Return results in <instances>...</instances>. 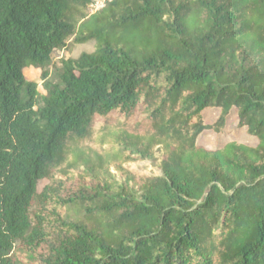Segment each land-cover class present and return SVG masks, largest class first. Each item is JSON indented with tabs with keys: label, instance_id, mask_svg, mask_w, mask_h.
I'll list each match as a JSON object with an SVG mask.
<instances>
[{
	"label": "trees",
	"instance_id": "1",
	"mask_svg": "<svg viewBox=\"0 0 264 264\" xmlns=\"http://www.w3.org/2000/svg\"><path fill=\"white\" fill-rule=\"evenodd\" d=\"M90 3L0 0V264H264V0Z\"/></svg>",
	"mask_w": 264,
	"mask_h": 264
},
{
	"label": "rangeland",
	"instance_id": "2",
	"mask_svg": "<svg viewBox=\"0 0 264 264\" xmlns=\"http://www.w3.org/2000/svg\"><path fill=\"white\" fill-rule=\"evenodd\" d=\"M92 1V0H91ZM110 0H101L103 6L101 7H93L89 4L86 12L87 14H92L96 11H99L103 7L107 5ZM95 6V4L93 5ZM73 37H70L67 40V47L63 49H55L51 54V63L47 67L48 73L50 76V80L55 81L57 79V72L60 67V61L63 59L68 58H75L82 52H92L96 47V43L93 40H90L83 44H75L72 42ZM41 71L39 68L29 66L24 69V76L29 81H34L37 83V88L40 94H45V90L42 87L43 80L40 79ZM218 115L217 109H206L203 111V118L205 123L210 124L212 123ZM236 113L233 110L230 115H228L227 122L225 127L223 128L221 133H214L212 131H204L202 132L198 138L197 143L201 146H204L209 149H215L221 147L226 142L229 141H236L240 143H245L249 145H255L257 140L255 137L250 136L247 134L244 129L238 128L236 126ZM162 157V152L160 149L155 150V153L151 159L141 160V161H134L127 163V166L130 170L139 173L145 174L149 176L159 175L161 174L160 169V161ZM111 171L115 174L116 180L119 182H123L124 177L119 173L116 172L114 169ZM47 184L46 179H41L37 183V191H40L44 185ZM73 186L71 187V189ZM76 215V214H75Z\"/></svg>",
	"mask_w": 264,
	"mask_h": 264
},
{
	"label": "built area",
	"instance_id": "3",
	"mask_svg": "<svg viewBox=\"0 0 264 264\" xmlns=\"http://www.w3.org/2000/svg\"><path fill=\"white\" fill-rule=\"evenodd\" d=\"M94 4H95V6H93ZM90 5H91V8L96 7V6L97 7L103 6V4L101 3V0H92Z\"/></svg>",
	"mask_w": 264,
	"mask_h": 264
}]
</instances>
